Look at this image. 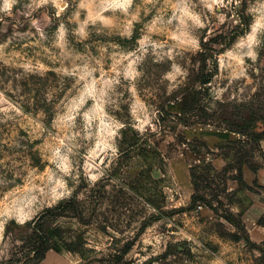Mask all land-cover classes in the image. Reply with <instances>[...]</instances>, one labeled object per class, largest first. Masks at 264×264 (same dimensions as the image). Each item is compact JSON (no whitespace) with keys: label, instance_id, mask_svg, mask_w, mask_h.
Instances as JSON below:
<instances>
[{"label":"rangeland","instance_id":"1","mask_svg":"<svg viewBox=\"0 0 264 264\" xmlns=\"http://www.w3.org/2000/svg\"><path fill=\"white\" fill-rule=\"evenodd\" d=\"M0 264H264V0H0Z\"/></svg>","mask_w":264,"mask_h":264},{"label":"trees","instance_id":"2","mask_svg":"<svg viewBox=\"0 0 264 264\" xmlns=\"http://www.w3.org/2000/svg\"><path fill=\"white\" fill-rule=\"evenodd\" d=\"M242 135H245V134L242 133ZM72 203H73L72 201L66 202L64 205H59V207H57V209L60 208V206L65 207V205H67L68 209H73L72 207H74V206ZM50 237H51V234L48 233L47 231L43 230L41 228V226L35 227L33 229L32 236H31V239L29 240V242H31L33 244V246H35L41 252H44L43 249H46L49 247L48 243H49Z\"/></svg>","mask_w":264,"mask_h":264}]
</instances>
